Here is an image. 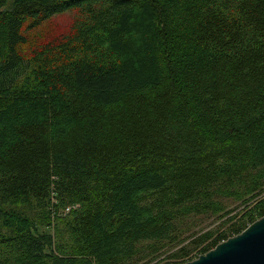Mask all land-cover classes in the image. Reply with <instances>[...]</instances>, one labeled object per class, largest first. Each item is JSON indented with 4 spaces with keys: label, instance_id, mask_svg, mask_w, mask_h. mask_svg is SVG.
Segmentation results:
<instances>
[{
    "label": "trees",
    "instance_id": "trees-1",
    "mask_svg": "<svg viewBox=\"0 0 264 264\" xmlns=\"http://www.w3.org/2000/svg\"><path fill=\"white\" fill-rule=\"evenodd\" d=\"M263 195L264 0H0V264H148L244 207L186 264Z\"/></svg>",
    "mask_w": 264,
    "mask_h": 264
},
{
    "label": "rangeland",
    "instance_id": "rangeland-1",
    "mask_svg": "<svg viewBox=\"0 0 264 264\" xmlns=\"http://www.w3.org/2000/svg\"><path fill=\"white\" fill-rule=\"evenodd\" d=\"M69 24L70 23H69L68 17L57 19L55 21V23H54L55 26L52 23L46 25L38 33L33 35L32 40L38 41V42H46V41H48V40H50V39H52L54 37L61 36V34L67 32V28H69ZM25 49H27V48H25ZM261 198L264 199V195ZM252 203L248 204L249 210L251 209V206L254 205V203L253 204ZM224 204H225V202H224ZM228 208L229 209H227V208H225V209H227L226 211H228L230 213L223 220L219 221V220H217V217H210V218H208V217H204V218L200 217V218L195 219L196 220V225L191 227L190 231L184 237V239H183L184 241L180 245H178L174 249H171L170 251H167V250L161 251L162 253L157 257V259L155 261H152L153 263L151 262V263H148V264H169V263L172 262V260H170L168 258L169 257L168 255H170L171 252L174 254L178 250H180L181 248L188 247V244L190 242L194 241L198 237L205 236V235H212V236L216 237L218 233L226 232L228 230L229 226L234 224V222H231L229 224H225V222L228 219L236 221L237 220L236 217L238 215H239V217H242L245 214V212H243L244 207L236 209L235 205H233V204L230 205L229 204ZM234 209H236V210H234ZM63 212L64 211H59L58 216H60V215L64 216ZM64 214H67L66 211L64 212ZM190 236H192V237H190ZM227 236H229V235H227ZM233 237H235V236H233ZM230 238H232V237H230ZM230 238H228V239H230ZM200 250H201V248L197 249V251L193 252L188 259L194 261L199 256L204 255V254H201Z\"/></svg>",
    "mask_w": 264,
    "mask_h": 264
},
{
    "label": "water",
    "instance_id": "water-1",
    "mask_svg": "<svg viewBox=\"0 0 264 264\" xmlns=\"http://www.w3.org/2000/svg\"><path fill=\"white\" fill-rule=\"evenodd\" d=\"M186 264H264V216Z\"/></svg>",
    "mask_w": 264,
    "mask_h": 264
},
{
    "label": "built area",
    "instance_id": "built-area-1",
    "mask_svg": "<svg viewBox=\"0 0 264 264\" xmlns=\"http://www.w3.org/2000/svg\"><path fill=\"white\" fill-rule=\"evenodd\" d=\"M65 211H66V213H68L69 212V209H66Z\"/></svg>",
    "mask_w": 264,
    "mask_h": 264
}]
</instances>
